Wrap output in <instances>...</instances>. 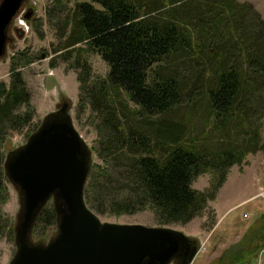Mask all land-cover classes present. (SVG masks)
Here are the masks:
<instances>
[{"label":"trees","instance_id":"trees-1","mask_svg":"<svg viewBox=\"0 0 264 264\" xmlns=\"http://www.w3.org/2000/svg\"><path fill=\"white\" fill-rule=\"evenodd\" d=\"M69 27L62 57L77 53L79 108L93 112L99 144L100 161L90 164L83 192L91 211L119 216L149 209L159 224H186L216 198L233 165L264 152V19L251 3L81 0L60 22V38ZM78 44L85 48L73 50ZM85 51L107 64L105 77L92 78ZM15 70L9 85L0 82V145L33 117L29 91ZM194 115L210 120L209 136L186 134L185 122ZM55 118L67 115L47 114L31 135ZM1 155L0 201L13 153L4 161ZM207 172L213 174L209 188L193 189L196 176ZM51 199L52 206L36 213L31 234L37 225L57 226L60 200ZM2 222L0 216V232ZM236 259L255 264L245 255Z\"/></svg>","mask_w":264,"mask_h":264},{"label":"rangeland","instance_id":"rangeland-1","mask_svg":"<svg viewBox=\"0 0 264 264\" xmlns=\"http://www.w3.org/2000/svg\"><path fill=\"white\" fill-rule=\"evenodd\" d=\"M77 1L81 0H25L9 25L6 52L0 58V82L9 85L12 71L16 69L21 73L30 94L33 117L29 125L10 133L5 144L0 145L2 161L8 153L27 142L30 131L47 114L64 106L69 108L71 122L90 151V163L100 161L96 154L99 144L94 130L93 112L88 106L79 108L78 70L72 67L77 53L73 52L71 59L62 57L67 51L63 47L70 27L63 38L58 35L60 22L69 15V10L73 9ZM237 1L251 3L264 19V0ZM28 9H32L33 13L29 19H25L24 14ZM79 47L85 48L83 44H78L73 50ZM83 57L91 67L92 78L105 77L108 67L99 55L85 51ZM14 62L15 69L12 68ZM19 111L28 109L22 107ZM178 117H182L181 112ZM185 124L187 135L209 136V119L204 121L200 115H194ZM259 131L264 143V129ZM212 177L210 172L197 175L192 188L205 191ZM4 183L6 198L0 201V216L4 226L0 232V264H9L17 252L14 238L17 232L13 234L12 228L14 231L16 225H21L23 206L20 190L8 178ZM51 198L46 207L52 206ZM93 213L101 222L165 227L196 240L198 249L186 264H236V258H243V255L246 261L264 264V152L249 153L240 164L233 165L216 198L208 201L201 213L186 224H159L149 209L119 216ZM31 230L32 225L27 236L32 244L45 245L57 234L56 223L44 227L37 225L32 234ZM169 264L182 263L175 259Z\"/></svg>","mask_w":264,"mask_h":264},{"label":"water","instance_id":"water-1","mask_svg":"<svg viewBox=\"0 0 264 264\" xmlns=\"http://www.w3.org/2000/svg\"><path fill=\"white\" fill-rule=\"evenodd\" d=\"M24 1L0 0V58L6 52L9 25ZM32 13L28 9L24 18ZM68 110L64 106L52 112L67 118L43 121L7 158L6 175L23 196L17 252L9 264H169L175 257L189 262L198 249L196 240L165 227L101 222L87 207L83 192L91 154ZM51 197L60 200L55 205L57 234L45 245L32 244L28 231Z\"/></svg>","mask_w":264,"mask_h":264},{"label":"flooded vegetation","instance_id":"flooded-vegetation-1","mask_svg":"<svg viewBox=\"0 0 264 264\" xmlns=\"http://www.w3.org/2000/svg\"><path fill=\"white\" fill-rule=\"evenodd\" d=\"M25 14H26V13H25ZM25 14H24V15H25Z\"/></svg>","mask_w":264,"mask_h":264}]
</instances>
